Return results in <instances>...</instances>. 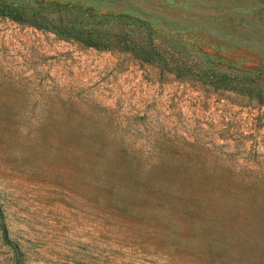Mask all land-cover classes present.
Segmentation results:
<instances>
[{
  "label": "rangeland",
  "instance_id": "rangeland-1",
  "mask_svg": "<svg viewBox=\"0 0 264 264\" xmlns=\"http://www.w3.org/2000/svg\"><path fill=\"white\" fill-rule=\"evenodd\" d=\"M0 2V264H264V0Z\"/></svg>",
  "mask_w": 264,
  "mask_h": 264
},
{
  "label": "trees",
  "instance_id": "trees-1",
  "mask_svg": "<svg viewBox=\"0 0 264 264\" xmlns=\"http://www.w3.org/2000/svg\"><path fill=\"white\" fill-rule=\"evenodd\" d=\"M0 17L7 18L18 24H29L36 29L47 30L56 35L66 36L89 47H101L104 45L105 34L102 32H86L76 26L54 25L38 13L25 11L21 7H15L10 4L0 2ZM121 40L122 45H120V48L127 53L138 56V58L147 62L157 57L152 49H146L144 46L136 44L127 38H121ZM259 100L264 101V96L260 97Z\"/></svg>",
  "mask_w": 264,
  "mask_h": 264
}]
</instances>
